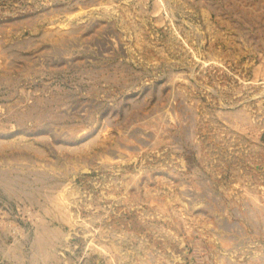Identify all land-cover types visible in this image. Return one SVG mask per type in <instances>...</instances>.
I'll use <instances>...</instances> for the list:
<instances>
[{
    "label": "rangeland",
    "instance_id": "obj_1",
    "mask_svg": "<svg viewBox=\"0 0 264 264\" xmlns=\"http://www.w3.org/2000/svg\"><path fill=\"white\" fill-rule=\"evenodd\" d=\"M0 264H264V0H0Z\"/></svg>",
    "mask_w": 264,
    "mask_h": 264
}]
</instances>
